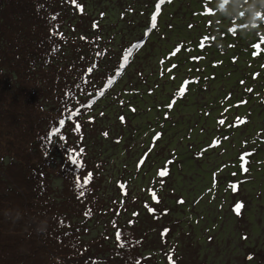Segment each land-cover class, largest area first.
I'll return each mask as SVG.
<instances>
[{"label": "rangeland", "instance_id": "rangeland-1", "mask_svg": "<svg viewBox=\"0 0 264 264\" xmlns=\"http://www.w3.org/2000/svg\"><path fill=\"white\" fill-rule=\"evenodd\" d=\"M152 1L137 25L121 17L131 0L86 1L106 18L118 56L148 32L115 97L100 104L108 127L88 145L107 143L117 196L133 202L131 216L154 219L148 264L170 255L174 264H264V45L257 55L252 47L264 36V0H165L155 28Z\"/></svg>", "mask_w": 264, "mask_h": 264}, {"label": "trees", "instance_id": "trees-1", "mask_svg": "<svg viewBox=\"0 0 264 264\" xmlns=\"http://www.w3.org/2000/svg\"><path fill=\"white\" fill-rule=\"evenodd\" d=\"M86 1L0 0V264H148L155 248L146 229L154 219L131 216L133 202L117 196L121 189L107 175V143L88 145L108 127L100 104L115 97L114 84L148 32L118 56L114 35L103 32L106 18L89 12ZM151 1L131 0L120 6L121 17L137 25ZM74 109L80 114L68 120ZM121 137L109 140L114 148ZM80 149L82 167L69 162ZM88 173L91 181L78 187Z\"/></svg>", "mask_w": 264, "mask_h": 264}, {"label": "snow or ice", "instance_id": "snow-or-ice-1", "mask_svg": "<svg viewBox=\"0 0 264 264\" xmlns=\"http://www.w3.org/2000/svg\"><path fill=\"white\" fill-rule=\"evenodd\" d=\"M72 3L73 4H76V0H72ZM163 3H165V0H159V3L156 5V12L152 15V18H151V20H152L151 27L152 28H155L156 27V19H157V16L159 15L160 5L163 4ZM77 7H80V10L81 11L83 10L81 6L77 5ZM53 18L55 19V17H53ZM232 31H235V30H232ZM204 39L206 40L208 38L206 37ZM261 45H264V36H261L259 38V42L254 43L252 45V47L254 49H256V51L253 53V55H257V54H259L261 52V50H262L261 49ZM200 46L201 47L204 46L203 41L201 42V45ZM178 50L179 49H177L176 51H178ZM130 54H131V50H129V55ZM123 59H124V62L126 63L127 60H128V56H125ZM193 59H197V58L194 57ZM121 67H123V65H121ZM91 70L92 69H89L88 71L91 72ZM108 83L111 84L112 83V80H109ZM184 91H185L184 87H181V89L179 90V95H183L184 94ZM249 91H251V89H249ZM102 94H103V92H101V95ZM171 107H172V104H169V108H171ZM79 114H80L79 113V109L70 110L67 119L68 120H71L74 116H78ZM121 119H123V118H121ZM240 122L243 123L244 121H240ZM219 123L223 124L224 123V120H220ZM59 125H60V127H63L65 125V120L64 119L59 120ZM79 127H80L79 124H77L76 125V129L79 130ZM59 130H60L59 128H54L52 130V132L49 134L50 135V138L56 136V134L59 132ZM158 137H159V134H157V137L156 138H158ZM73 152H74V154H72L69 157V162L72 163V164H74V165H77V166L82 167L83 166L82 165V162L78 159V157L83 153V149H80L79 152H75L73 150ZM246 155L247 154L241 156L242 171H245V172L248 171V168L246 166H243V165L246 164V159H245V156ZM142 162L143 161H141V163ZM167 174H168V172H167V169L166 168L165 169H162V170H160L158 172V175L161 176V177L166 176ZM91 179H92V173H88V175L83 179V183L82 184L80 182V179L77 178V185H78V187H83L84 185H87L91 181ZM121 187L123 188L124 186L122 185ZM236 187H237L236 185H232V188H233L234 191L236 190ZM81 195H83V192H81ZM152 195H153V199L154 200H157V197H156L155 192H153ZM157 202H158V200H157ZM241 206L242 205H239V204L237 205V211L239 210V208ZM120 237H121V233L118 231L117 232V239L119 240ZM249 259H251V257H249ZM169 261H170V264H174V261L172 260L171 255L169 256Z\"/></svg>", "mask_w": 264, "mask_h": 264}]
</instances>
